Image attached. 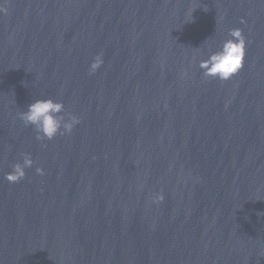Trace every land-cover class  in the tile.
Returning a JSON list of instances; mask_svg holds the SVG:
<instances>
[{"label":"water","instance_id":"95a60500","mask_svg":"<svg viewBox=\"0 0 264 264\" xmlns=\"http://www.w3.org/2000/svg\"><path fill=\"white\" fill-rule=\"evenodd\" d=\"M0 8V264H264V0ZM237 27L242 68L204 76ZM49 96L81 122L40 141L18 113Z\"/></svg>","mask_w":264,"mask_h":264},{"label":"clouds","instance_id":"9594fccd","mask_svg":"<svg viewBox=\"0 0 264 264\" xmlns=\"http://www.w3.org/2000/svg\"><path fill=\"white\" fill-rule=\"evenodd\" d=\"M0 10H5L0 8ZM229 39L225 40L219 50L211 53L199 63V67L206 77L218 78L221 81L230 79L243 66L246 48V37L241 28L229 29ZM104 63L103 53H97L89 65V74H94ZM19 119L26 127L31 126L36 132V139L40 141L52 140L58 134L70 135L81 122V118L73 113L65 112L62 100L52 97L37 98L27 105L26 110L18 113ZM34 161L30 153L22 154V161L15 163L12 170L5 175L10 183H17L26 176V169L31 168ZM39 175L44 170L36 168ZM163 194H157L153 203H160Z\"/></svg>","mask_w":264,"mask_h":264}]
</instances>
